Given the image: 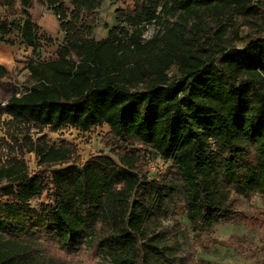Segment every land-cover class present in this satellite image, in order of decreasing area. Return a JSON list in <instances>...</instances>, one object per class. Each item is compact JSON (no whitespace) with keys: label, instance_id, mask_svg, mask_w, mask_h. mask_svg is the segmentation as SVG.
Segmentation results:
<instances>
[{"label":"trees","instance_id":"16d2710c","mask_svg":"<svg viewBox=\"0 0 264 264\" xmlns=\"http://www.w3.org/2000/svg\"><path fill=\"white\" fill-rule=\"evenodd\" d=\"M35 2L61 42L35 21ZM102 4L0 0V43L30 50L0 117L41 167L0 162V264H193L214 225L249 223L233 192L264 197V0H114L97 38ZM64 128H106L110 155L75 164L76 146L30 134ZM153 159L164 172H149ZM178 214L188 229H167ZM96 241L101 256L79 253Z\"/></svg>","mask_w":264,"mask_h":264},{"label":"rangeland","instance_id":"374dc122","mask_svg":"<svg viewBox=\"0 0 264 264\" xmlns=\"http://www.w3.org/2000/svg\"><path fill=\"white\" fill-rule=\"evenodd\" d=\"M114 0H103L102 8L99 12L98 26L95 29L97 38L106 36L108 28L115 22L113 13ZM125 4L128 0H122ZM35 21L48 33L55 43L62 41V33L59 30L55 16L46 11L42 6L35 2L34 6ZM155 32L154 26L147 27L144 35L150 37ZM54 50V47L45 48L44 54L47 56ZM30 54V50L21 45L10 46L0 43V65L8 71V76L0 79V105L14 93L18 87L20 90L26 84L25 64ZM9 118L0 117V162L4 163L7 159H18L25 162L29 174L40 171L38 158L34 153L29 152V144L22 140L19 128L8 123ZM106 128H96L89 133H81L71 128H64L56 133L44 130L42 133L31 131V138H42L49 145L58 146L62 142L76 146V155L72 163L82 164L92 155L104 153L110 155L108 149L101 143L102 136L106 133ZM168 164L160 159H153L148 170L156 174L164 172ZM40 202H46L43 197L35 199L32 206L36 207ZM232 206L234 210L241 211L249 219V223L242 224H217L214 225L211 234L202 235L200 243L197 245V255L193 258V264H262L264 260V218L260 215L264 209V197L261 195H251L244 197L237 193H232ZM255 218L260 225L254 224ZM187 222L180 214L171 216L163 221L167 229L179 224L184 229H188ZM247 225V226H246ZM87 254L103 253L102 247L96 241L91 249H84L79 252Z\"/></svg>","mask_w":264,"mask_h":264}]
</instances>
